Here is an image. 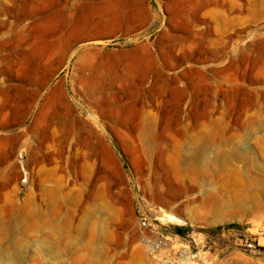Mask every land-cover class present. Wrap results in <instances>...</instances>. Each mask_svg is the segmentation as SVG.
<instances>
[{"label": "rangeland", "instance_id": "1", "mask_svg": "<svg viewBox=\"0 0 264 264\" xmlns=\"http://www.w3.org/2000/svg\"><path fill=\"white\" fill-rule=\"evenodd\" d=\"M152 1L158 29L61 62L72 0H0V264H264V10Z\"/></svg>", "mask_w": 264, "mask_h": 264}, {"label": "crops", "instance_id": "2", "mask_svg": "<svg viewBox=\"0 0 264 264\" xmlns=\"http://www.w3.org/2000/svg\"><path fill=\"white\" fill-rule=\"evenodd\" d=\"M72 4L75 23L71 25L68 38L60 42H68L70 48L75 43L109 41L116 37L126 40L146 37L162 24L152 0H72ZM70 48L64 59L72 57ZM48 58L64 61L54 50ZM127 74L130 78V72ZM125 76L123 79L129 81ZM104 90L110 92L112 89Z\"/></svg>", "mask_w": 264, "mask_h": 264}, {"label": "bare ground", "instance_id": "3", "mask_svg": "<svg viewBox=\"0 0 264 264\" xmlns=\"http://www.w3.org/2000/svg\"><path fill=\"white\" fill-rule=\"evenodd\" d=\"M255 3H256V13H257V16L258 17H261V14H262V12L264 10V0H255ZM258 37H260V36H258ZM69 45L70 44L68 42H62V43L58 44L56 46V48L54 49V54H57V56H59V58H63L66 55V53L69 50V48H70ZM259 45L262 46L261 44H259ZM125 78H129V74H127L125 76ZM101 111H102V109H99V112H101ZM41 114H42V110H40L37 113L36 118L34 120L35 121L34 124L37 123V121L39 120ZM102 115L105 116V112L104 111H102ZM105 120H106V117H105ZM93 136L94 135L92 134V137ZM94 138H95V136H94ZM82 144H83V147L87 149V152H89V156L88 157H91L93 159V162H91V163H93L94 167H96V170L98 172L94 176V178H93L94 182H97V181H105L108 185H112L111 184V180H110V171L111 170L109 171V165L110 164L108 165L107 159L105 158V156H103L104 153L101 154V152L98 150L97 143L90 142L89 139L88 140L87 139H85V140L83 139ZM204 146L205 145H202V151H205ZM188 152H187V155L183 157L184 162L185 163H187V162H189V163H196V161L199 160V158H198V155H199L198 152L199 151H191V149H189ZM203 163L205 164V161L204 160H203ZM93 165H92V168H93ZM89 170L90 169H88V171ZM93 170H94V168H93ZM89 172H91V171H89ZM90 178H91V176H90ZM94 182H92V184ZM153 184H154V186H159V187L163 186V187H165L168 190L167 191L168 194H169V197L168 198H166L165 195L162 192L156 193L157 198L160 201V204L167 205L168 206V205H170V204H172L173 202L176 201V197H177V195L179 193V188H178V186L176 184L172 183L169 180L168 177H165V178H162V179H156V180H154ZM165 217H166L167 220H176V218L175 217H172V216H165Z\"/></svg>", "mask_w": 264, "mask_h": 264}, {"label": "built area", "instance_id": "4", "mask_svg": "<svg viewBox=\"0 0 264 264\" xmlns=\"http://www.w3.org/2000/svg\"><path fill=\"white\" fill-rule=\"evenodd\" d=\"M139 228L143 230H150L154 233L153 228L150 227L149 222L145 218L139 219ZM142 241L144 246L150 251H154V249H158L163 244V241L158 239V237L156 239H150L145 237L142 239ZM184 259H185L184 252H180V258L178 259V261H184Z\"/></svg>", "mask_w": 264, "mask_h": 264}]
</instances>
